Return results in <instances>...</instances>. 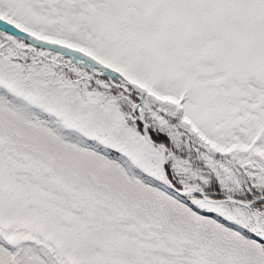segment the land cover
<instances>
[{
  "label": "snow or ice",
  "instance_id": "1",
  "mask_svg": "<svg viewBox=\"0 0 264 264\" xmlns=\"http://www.w3.org/2000/svg\"><path fill=\"white\" fill-rule=\"evenodd\" d=\"M0 264H264V0H0Z\"/></svg>",
  "mask_w": 264,
  "mask_h": 264
}]
</instances>
